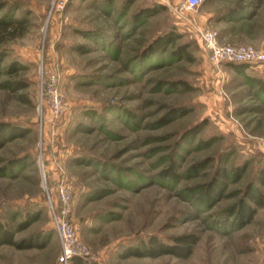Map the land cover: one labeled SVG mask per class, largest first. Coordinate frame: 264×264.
<instances>
[{
	"label": "rangeland",
	"instance_id": "obj_1",
	"mask_svg": "<svg viewBox=\"0 0 264 264\" xmlns=\"http://www.w3.org/2000/svg\"><path fill=\"white\" fill-rule=\"evenodd\" d=\"M104 1L0 0V123L28 130L0 148V166L18 162L11 176L0 177V223L14 232L34 218L14 233L16 240L53 232L46 196L54 190L40 170L45 161L50 174L63 169L72 189L71 221L92 255L85 264H264V208L239 231L212 229L215 215L237 200L234 193L264 164V105L227 64L211 65L199 42L209 29L221 44L264 52V0H205L193 11L185 9L186 0H136L123 18L125 0H115L110 15ZM152 5L163 12L124 36L132 13ZM236 7L243 9L235 22L218 21ZM166 27L180 35L174 46L187 45L185 57L169 59L173 46L163 54L164 66L142 70L137 52ZM92 30L104 38L87 37ZM47 73L56 76L63 104L56 119L42 97ZM248 73L264 80V65ZM171 82L182 83L173 89ZM180 106L186 115L156 125ZM199 124L204 127L195 141L173 153L180 134ZM230 153L228 169L245 161L249 167L203 212L185 189L208 182L220 157ZM170 156L179 166L176 182L157 178ZM207 158L211 166L189 173ZM89 161L106 164L93 168ZM188 233L199 235L188 259L125 256L151 238L170 244ZM60 252L54 236L40 250L1 247L0 264H60Z\"/></svg>",
	"mask_w": 264,
	"mask_h": 264
},
{
	"label": "trees",
	"instance_id": "obj_2",
	"mask_svg": "<svg viewBox=\"0 0 264 264\" xmlns=\"http://www.w3.org/2000/svg\"><path fill=\"white\" fill-rule=\"evenodd\" d=\"M136 0H125L120 8L119 18H123L127 14L128 10L135 3ZM115 0H105L102 4L104 8V14L110 15ZM65 4V8H66ZM163 7L158 5L145 6L135 10L131 16V30L123 34L124 36L131 35L138 28L143 26L149 19L159 15L163 12ZM242 7L231 8L225 11L218 17V21L235 22L239 17V13ZM174 27H166L160 31L150 42H148L137 53L138 66L142 70H152V67L159 68L164 66L163 54L175 45L180 39V35L176 33ZM100 33V34H99ZM87 37L91 38H104L101 32L97 33V30L88 32ZM110 45V44H109ZM110 51V50H109ZM187 51L186 44H179L169 52V59L173 62H177L185 57ZM161 63V64H160ZM170 64V63H168ZM234 72L241 75L244 79V83L254 88V96L262 101L264 105V80L263 78H256L252 74L248 73V69H252L255 66L247 64H227ZM182 82H171L173 89L179 87ZM19 85L16 86L15 89ZM188 113V110L183 106L173 107L169 109L158 121L156 125H167L180 117H183ZM204 124H199L185 129L179 136V139L174 143L175 147L173 153L178 150L182 143H193L197 135L203 129ZM80 130L86 131L87 127L80 125ZM28 133L23 127L12 123H0V148L14 139L25 137ZM199 143H201L199 141ZM232 154H223L219 163L216 164L213 174L210 180L204 184L189 187L185 189V194L188 201H192L199 208L203 209V212L210 211L216 206L224 197L229 183H237L241 180L245 172L249 167L248 161L243 162L240 165L233 166L228 169L224 162ZM168 165L165 169L158 173L157 178L176 182L178 180L179 166L176 159L172 156L167 158ZM214 161L211 158L204 159L201 162L191 165L188 169L189 173L199 174L204 169L211 166ZM18 162L9 161L8 163L0 166V177L11 176L12 170L16 167ZM106 164L102 161H89V165L93 168H102ZM44 166L47 168V164L44 161ZM46 181L48 185L53 186V176L49 172H46ZM239 195L237 200L232 204L225 207L222 211L215 215L212 221V229L224 233L235 232L241 230L243 227L251 223L256 212L264 208V164H259L256 167L255 174L251 180L240 190L234 193ZM34 218L23 221L18 224L16 231L12 232L4 224L0 223V248L4 246L12 247L19 251L25 250H40L47 247L55 235V231L47 233H35L28 237L15 239L14 233L24 231L29 227ZM199 241V235L197 233H188L176 236L173 238L172 243L164 244L151 238L148 243L141 245L140 247L130 248L127 250L125 256H133L138 258H156L160 256H169L179 260L188 259L193 252L194 246ZM86 261L80 258H73L68 264H85Z\"/></svg>",
	"mask_w": 264,
	"mask_h": 264
},
{
	"label": "built area",
	"instance_id": "obj_3",
	"mask_svg": "<svg viewBox=\"0 0 264 264\" xmlns=\"http://www.w3.org/2000/svg\"><path fill=\"white\" fill-rule=\"evenodd\" d=\"M205 0H186L184 7L188 11L199 8ZM63 4V3H62ZM58 4V9L62 8ZM199 42L207 54L208 62L211 65L221 64H247L260 67L264 65V52L251 46L224 45L219 42L217 32L213 30H202L199 34ZM44 79V75L42 80ZM57 78L52 73H47L45 85L41 83L51 115L54 119L60 117L63 112V104L56 87ZM45 87V88H44ZM45 89V92H44ZM44 162L40 163V170L46 183V170ZM48 171V170H47ZM54 196L47 192L46 204L49 210L52 228L60 246V264H68L73 258H80L85 261L92 259L91 252L81 243L76 233V228L71 221L73 211V193L67 181L65 172L61 167L52 173Z\"/></svg>",
	"mask_w": 264,
	"mask_h": 264
},
{
	"label": "crops",
	"instance_id": "obj_4",
	"mask_svg": "<svg viewBox=\"0 0 264 264\" xmlns=\"http://www.w3.org/2000/svg\"><path fill=\"white\" fill-rule=\"evenodd\" d=\"M57 238V237H56ZM58 241V240H57Z\"/></svg>",
	"mask_w": 264,
	"mask_h": 264
}]
</instances>
